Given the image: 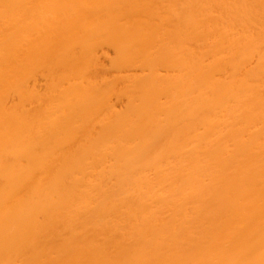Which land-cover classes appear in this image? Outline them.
<instances>
[{
  "label": "bare ground",
  "instance_id": "6f19581e",
  "mask_svg": "<svg viewBox=\"0 0 264 264\" xmlns=\"http://www.w3.org/2000/svg\"><path fill=\"white\" fill-rule=\"evenodd\" d=\"M0 264H264V0H0Z\"/></svg>",
  "mask_w": 264,
  "mask_h": 264
},
{
  "label": "rangeland",
  "instance_id": "374dc122",
  "mask_svg": "<svg viewBox=\"0 0 264 264\" xmlns=\"http://www.w3.org/2000/svg\"><path fill=\"white\" fill-rule=\"evenodd\" d=\"M106 45H104V47H103V49H101V48H99L98 49V53H99V55H100V59L102 60V66H104V68L106 69V71H108L107 73H108V76L107 77H109V78H112L113 76H122V74H128V73H121V72H118V71H116V69L115 68H112L113 66H111L112 65V63H113V59L116 57V54H115V52H114V50H113V48L112 47H105ZM107 48V49H106ZM112 48V49H111ZM106 52V53H105ZM106 55H104V54ZM108 55V56H107ZM110 56V57H109ZM106 65H108V67L106 66ZM111 67V68H110ZM46 68H48L47 66H45V67H43V66H41L40 68H38V71L36 72V74H38V79H39V81L37 82V84H38V87L41 89V93H43V92H45V91H42V90H44L45 89V87L47 88V86L45 85V82H46V80L48 81V82H46V84H50V83H52L51 85H55L56 83H57V80H59V79H54L53 81H56V83L54 84L53 83V81H51V82H49V80H51V77L50 76H52L53 77V75L54 74H50V73H48L47 71H49L48 69H46ZM55 69V68H54ZM108 69V70H107ZM45 70H47V71H45ZM44 71V74L46 75H44L42 72ZM59 71V70H58ZM58 71L55 69V76H56V74H58ZM45 72H47V73H45ZM50 72H53L54 73V71L52 70V68H51V71ZM133 72V71H132ZM132 72H130V73H132ZM163 72H164V70H163ZM43 76V77H42ZM47 76H49V78L47 77ZM59 76V75H58ZM54 78V77H53ZM52 78V79H53ZM55 78H59V77H55ZM41 83V84H40ZM48 84V85H49ZM123 86L122 85V83L120 82V83H118L116 86H115V88H116V90H118V92H119V89H118V87L119 86ZM45 86V87H44ZM121 88H123V87H121ZM121 90V89H120ZM49 94L48 93V90H46V92H45V94H43L44 95V98H43V100L45 99V101H47L46 99V97H47V95ZM121 98H119L118 100H117V98H115V97H113V99H114V101H116V104H117V107L118 108H120V107H124V103H125V101L127 102V99H126V97H124V96H121V95H119ZM122 99V100H121ZM121 100V101H120ZM125 100V101H124ZM16 101V99H14V101L13 102H15ZM122 101H123V104H122ZM120 103V104H119ZM125 107H126V104H125ZM122 109V108H121Z\"/></svg>",
  "mask_w": 264,
  "mask_h": 264
}]
</instances>
